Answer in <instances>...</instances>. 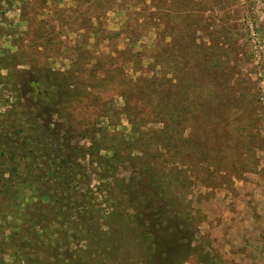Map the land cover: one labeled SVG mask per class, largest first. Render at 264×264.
<instances>
[{
  "label": "rangeland",
  "instance_id": "1",
  "mask_svg": "<svg viewBox=\"0 0 264 264\" xmlns=\"http://www.w3.org/2000/svg\"><path fill=\"white\" fill-rule=\"evenodd\" d=\"M34 38L40 46L31 48ZM85 40L83 48L100 62V70L118 68L116 80L128 83L121 90L79 85L74 100L55 117L60 131L83 148L85 157L78 161L87 163L93 201L100 203L102 214L116 208L104 202L107 198L126 205L124 214L132 210L126 201H119V192L112 196L98 178V161L86 152L90 131L121 132L134 144L146 128H161L162 123L151 121L143 125L142 115L134 128L135 113L126 109L122 92L140 76L150 77L158 92L166 89L169 113L182 117L179 126H168L172 143L164 149V166L167 177L190 202L196 240L205 242L212 264H264V0H24L13 4L0 0V57L23 50L33 64L45 63L52 71L66 73L74 68V45ZM86 59L87 69L92 64L85 53L81 69ZM81 72L74 71L78 76L74 84L90 82ZM0 74L6 75L7 67H1ZM229 75L226 89L223 79ZM12 90L0 80V113L18 105ZM131 102L137 111L138 103ZM133 148L131 154L141 155L136 145ZM133 162L129 157L119 162L115 177H131ZM98 220L105 222L100 214ZM115 224L117 230L111 223L95 227L96 232L110 231V237L99 234L90 239L110 244L118 234L128 233L124 230L128 220ZM105 244H97L102 251L93 260L81 254L86 264L117 261L109 247L103 248ZM119 250L118 264H131L127 261L133 250L130 241ZM185 264L204 263L195 253Z\"/></svg>",
  "mask_w": 264,
  "mask_h": 264
},
{
  "label": "trees",
  "instance_id": "2",
  "mask_svg": "<svg viewBox=\"0 0 264 264\" xmlns=\"http://www.w3.org/2000/svg\"><path fill=\"white\" fill-rule=\"evenodd\" d=\"M5 1L13 4L24 0ZM86 41L74 45V68L66 73L52 71L45 63L33 64L23 50L0 57V68L7 67V74H0V80L11 86L19 105L0 113V264H86L87 258L81 254L85 252L93 260L102 251L97 244L103 242L106 243L103 248L109 247L108 251L116 255L113 264H118L122 261V257H117L119 249L127 240L133 248L127 257L131 264H185L195 253L204 264H212L204 251L205 242L196 240L197 226L189 200L166 175L164 149L172 143L168 126H179L182 117L169 113L166 89L158 92L153 78L140 76L137 83L122 92L127 100L126 109L135 113L131 120L134 128L139 115H142L139 121L144 118L143 125L151 121L162 123V127L146 128L134 144L121 132L92 128L91 144L86 150L92 161H98L102 185L114 197L119 192V201H126L132 213L124 214L126 205L116 204L112 198L104 200L116 207L107 209V214L97 207L100 203H94L87 163L78 161L85 157L83 148L73 145L67 134L60 131L55 117L59 118L60 111L71 104L79 85L121 90L128 83L116 80L120 74L118 68L100 70V62L83 48ZM39 43L34 38L31 48L39 47ZM85 53L92 64L87 69L86 59L81 69L80 59ZM22 64L28 68H16ZM75 70L82 71L90 82L74 84L78 78ZM99 71L104 72L103 77L98 76ZM229 78L230 75L223 79L226 89ZM131 101L138 103L137 111ZM129 102L135 111L131 112ZM97 131H100L98 138ZM177 135L182 137L180 132ZM132 144L141 155L131 154ZM101 149L105 150L102 156ZM126 157L134 161L135 173L127 179H118L117 164ZM99 214L105 222L98 220ZM116 220H128L129 226L124 228L128 233L118 234L110 244L98 238L90 239L99 234L110 237V231L96 232L95 227L111 223V228H116ZM91 240L93 246L87 244ZM72 242L75 246L82 245L74 247ZM106 261L94 260L92 264H106Z\"/></svg>",
  "mask_w": 264,
  "mask_h": 264
},
{
  "label": "built area",
  "instance_id": "3",
  "mask_svg": "<svg viewBox=\"0 0 264 264\" xmlns=\"http://www.w3.org/2000/svg\"><path fill=\"white\" fill-rule=\"evenodd\" d=\"M249 27L251 29V34H253V28H252V25L249 23Z\"/></svg>",
  "mask_w": 264,
  "mask_h": 264
}]
</instances>
